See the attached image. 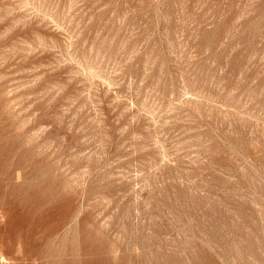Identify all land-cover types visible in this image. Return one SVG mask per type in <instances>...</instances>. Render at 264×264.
<instances>
[{
	"label": "rangeland",
	"instance_id": "obj_1",
	"mask_svg": "<svg viewBox=\"0 0 264 264\" xmlns=\"http://www.w3.org/2000/svg\"><path fill=\"white\" fill-rule=\"evenodd\" d=\"M0 264H264V0H0Z\"/></svg>",
	"mask_w": 264,
	"mask_h": 264
}]
</instances>
